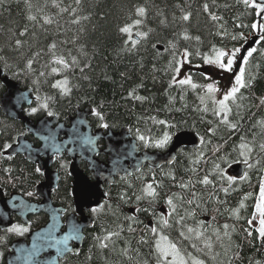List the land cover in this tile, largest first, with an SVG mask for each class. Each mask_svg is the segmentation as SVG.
<instances>
[{
  "label": "trees",
  "instance_id": "trees-1",
  "mask_svg": "<svg viewBox=\"0 0 264 264\" xmlns=\"http://www.w3.org/2000/svg\"><path fill=\"white\" fill-rule=\"evenodd\" d=\"M140 7L145 9L143 17L136 14ZM187 13L190 18L184 21ZM210 13L220 19L212 20ZM29 16L36 19L29 20ZM45 18L52 22L45 23ZM137 19L142 23L132 28L131 37L120 31ZM258 23L257 8L245 6L242 0H2L0 70L21 88L33 90L36 102L27 113L30 118L37 121L49 116L69 124L78 110L92 108L94 130H129L141 152H166L173 139L186 132L201 142L197 148H182L171 166L160 170L144 167L108 186L102 208L88 213L94 226L85 233L80 256H68L62 264H159L156 242L160 235L177 244L187 259L204 264H264V247L253 226L264 180V151L260 149L264 144V40L252 28ZM25 29L26 34L20 35ZM137 32L147 33V37L137 36ZM185 33L189 39H184ZM256 36V51L243 66L248 86L237 93L236 104L229 102L232 112L228 119L237 124L232 130L213 114L212 103L206 104L209 111H202L203 86L213 76L204 57H213V49H245ZM17 39L22 42L20 47ZM132 40L139 41L135 47ZM53 43L54 50L50 48ZM185 50L191 53L187 64L193 82L200 86L196 89L171 83L174 76L177 80L173 57L182 59ZM56 57H63L71 66L65 69L54 63ZM30 59L31 69L27 67ZM73 59L76 64L71 63ZM52 68L58 71L52 72ZM65 79L71 89L67 95L53 87ZM5 91L0 82V102ZM44 102L47 109L41 107ZM102 122L108 127H101ZM165 133L171 140L163 148L155 147ZM22 137L38 146L22 123L3 113L0 103V189L6 197L18 194L37 201L36 190L45 181L44 174L23 156H5ZM242 137L253 148L249 161L253 167L247 168V179H235L229 185L215 173L214 164L229 176L230 168L242 163L238 155ZM237 159L241 162H235ZM70 167L67 156L56 158L53 165L60 182L52 201L67 211L65 217L76 213ZM81 170L91 177L85 164ZM205 175L213 184L198 183ZM149 184L158 193L154 200L144 191ZM181 184L188 187L181 188ZM169 197L175 212L167 203ZM180 217L184 219L177 223ZM162 219L169 221L168 226L160 223ZM30 220V226L17 220L16 226L27 229L23 233L0 230L1 264L16 241L48 223L44 215ZM224 224L229 225L230 238L223 236ZM188 227L201 230L203 237L196 239L193 233L192 239H185L181 232L189 235ZM151 228L157 229L155 235ZM214 230H219L222 239L216 238ZM112 233L118 235L105 240ZM206 240L212 243L211 250L204 246Z\"/></svg>",
  "mask_w": 264,
  "mask_h": 264
},
{
  "label": "water",
  "instance_id": "water-1",
  "mask_svg": "<svg viewBox=\"0 0 264 264\" xmlns=\"http://www.w3.org/2000/svg\"><path fill=\"white\" fill-rule=\"evenodd\" d=\"M254 1L264 7V0ZM257 40L246 51L254 48ZM0 82L6 89L0 102L3 113L9 119L22 123L28 135L39 144L35 146L34 142L22 137L5 152V156H24L29 163L37 165L45 176V181L37 188L41 203H32L21 195L5 198L0 189V230L14 228V218L30 225L31 216L48 217L44 227L12 245L5 264H61L68 256H80L85 233L94 226L93 218L88 213L102 208L107 199L106 187H112L118 179L140 173L144 167L160 170L171 166L182 148H197L201 144L196 135L186 132L173 139L167 152H141L129 130L118 133L110 129L95 131L91 123L92 108L78 110L69 125L50 117L35 121L27 115V110L36 101L33 90L21 88L1 70ZM102 142L105 143L103 150L100 149ZM101 154L106 156L107 162L99 159ZM65 155L72 160L70 174L76 208V213L66 219L67 211L55 206L52 201L60 181L59 174L53 171V165L56 157ZM82 162L88 165L91 178L81 170ZM246 169V165L239 164L232 167L229 173L242 179Z\"/></svg>",
  "mask_w": 264,
  "mask_h": 264
},
{
  "label": "snow or ice",
  "instance_id": "snow-or-ice-1",
  "mask_svg": "<svg viewBox=\"0 0 264 264\" xmlns=\"http://www.w3.org/2000/svg\"><path fill=\"white\" fill-rule=\"evenodd\" d=\"M77 2H79V0H77ZM242 2L244 3L245 6H249L251 4L252 7H258L260 8V12H264V7H261V5L256 4L254 2H252V0H242ZM0 3H2V0H0ZM204 10L208 11V5L205 4L204 5ZM136 14L140 17H143L145 15V9L143 7H140L136 10ZM259 14V13H258ZM190 13L185 14L182 19L184 21H188L190 18ZM211 15L212 20H218L220 19L219 17H217L216 15ZM29 20H35L36 17L35 16H29L28 17ZM52 21L48 18H45V23H51ZM78 22V21H76ZM142 23V20L137 19L133 22L132 25H126L124 27H122L120 29V31L122 33L128 34L129 37H131L132 35V28L133 27H138L140 26ZM252 28L254 29H259L260 30V39L264 40V24H253ZM27 29H25V31L21 32L20 35H25L26 34ZM137 36H140L142 38H146L147 37V33L144 32H137L136 33ZM190 37L185 33L184 35V39H189ZM233 39H237L236 36L232 37ZM243 38V37H240ZM197 40L199 39V37L196 38ZM139 41L137 40H132L131 43L133 45V47H135V45L138 43ZM17 47H20L22 42L17 39L15 41ZM173 47H175L173 45ZM51 49H55L56 48V44H52L50 46ZM239 49H235L233 51H225L222 49H213L214 52V56L213 57H204L205 63L208 64H214L218 69H220L223 72H232L233 71V66L236 63L237 60V53L239 52ZM256 49L252 48L251 50H249L247 52V56L246 57H241V61H242V65L246 66L248 64V57H251L253 55V52H255ZM36 55H39V53H36ZM191 53H189L187 50H185L181 56L182 59H176V57L174 56L173 59L175 61V67L173 68V71L178 75L180 72L181 67L183 66L184 63H191V61L189 60ZM32 63L33 60H28L27 62V67L29 69H31L32 67ZM54 63L62 65L65 69L69 68L71 65L69 64L68 61H66L63 57H56L54 60ZM72 64H76L77 61L75 59L72 60L71 62ZM170 67H172V65H170ZM197 67H199V65H197ZM58 69L57 68H52V72H57ZM41 75H44V73H41ZM245 69L242 66L238 73H236L235 77H234V84L233 86L229 89V91H227L226 93H224L223 98L217 100L215 97V93L219 91V89L215 86V84H207L204 85L203 87L206 89V96L208 97V99L211 100V103L213 104V109L212 112L214 115L220 117V123L227 125L230 129L235 130L237 128V124L236 123H231L228 119V116L231 114L232 112V108L230 107L229 102L231 101L233 104H236L237 101V93L240 91V89L245 88L248 86V84L245 81ZM206 79H210V77H205ZM172 84H179L180 86H184V85H188L190 86L192 89H196L197 87H200L199 85H197L196 83L193 82L191 76H187L184 79H180V80H176L175 76L173 77V80L171 81ZM68 85V80L65 79L63 81H59L56 84L53 85V87H57L60 88L61 92L65 95H67L71 89L67 87ZM137 99H143L142 97H137ZM201 103L205 104V107L202 109V111L207 112L209 111L206 102H205V97H201ZM262 103H264V100L261 101ZM42 108L47 109L48 108V104L47 102L42 103L41 105ZM237 107H239V105H237ZM33 112H35L36 110L33 109ZM49 115H53V113L51 111H49L48 113ZM96 115L100 118L101 121H103V117L100 115V113H96ZM159 123L161 124H165L166 121H159ZM264 123V122H262ZM101 127L107 128L108 125L106 123H101L100 125ZM141 141H145L147 142L146 138L144 136H139L138 137ZM171 140V136L168 133H165L163 135V138L160 140H157L155 142V147L157 148H163L165 147L168 142ZM242 142L239 145V157H242V163H244L245 165H247L248 168L253 167V165L249 162L250 158H251V154L253 152V148L251 145L244 143L243 142V137L241 138ZM201 141H203V138H201ZM11 145H7L6 148H10ZM260 149L261 151H264V144L260 145ZM218 151V149H217ZM226 163H229V166H231V162L230 161H225ZM235 162L239 163L241 162L239 159H237ZM257 163H259V161H257ZM37 171H39V169H37ZM214 171L216 174H218L220 176L221 180L226 179L228 184L231 185L232 183L235 182V177L233 176H224L223 173V169H221L219 164H214ZM243 179H247V172L244 173ZM191 183V181H189V184ZM198 183H201L205 186L213 184V181L211 179H209L208 175H205L201 180L198 181ZM181 188H187L188 184H181L180 185ZM225 193L228 192V188H223L222 189ZM146 195L148 197H151L153 200L156 198V196L158 195V193L156 192V190L152 187L151 184H149L146 189L144 190ZM29 195H31V193H29ZM195 195V194H193ZM137 199H141V197H137ZM177 199H182V197H177ZM168 205L172 206V211L175 212L176 211V207L173 205V198L169 197L167 200ZM189 204L193 203L192 200L188 201ZM243 206V205H241ZM93 211H96V209H93ZM238 212V210H237ZM256 212L259 215V227L256 228V232L258 233V238L261 241V243H264V182L261 183V187H260V194H259V201L256 204ZM171 214V213H170ZM184 218L180 217L177 220V223H181L182 220ZM214 219V218H213ZM253 219H256V217L254 216ZM160 223L164 226H168L169 221L167 219H162L160 221ZM203 222H201L202 224ZM249 225L252 224V220L248 221ZM224 229V233L223 236L224 237H229L230 238V233L228 232L229 229V225L228 224H224L223 226ZM8 231L11 232H18V233H23L25 231H27L26 228H22L20 226H16L14 228L9 229ZM150 231L152 232L153 235H155L157 233V229L156 228H151ZM187 233L189 235H186L183 231L181 232V236H183L185 239H192L193 236L191 234H195V238L196 239H201L203 237V232L199 229H193L191 227L187 228ZM112 235H118V233H112L109 234V236L105 237V240L110 239ZM214 235L216 236V238L218 240L222 239L219 230H214ZM248 235L251 236L252 232L249 231ZM146 242V241H143ZM207 249L211 250L213 245L210 241L206 240L205 241V245H204ZM101 247H107L106 244H102ZM193 247H196L195 244H193ZM156 250L158 253V261L159 264H188V261L185 259V257L181 254V250L180 248L177 246V244L172 243L170 241H168L167 237L165 236H161L160 239L156 242ZM171 258V259H169ZM213 259H215V257L213 256ZM194 264H204V261L202 260H196L194 261Z\"/></svg>",
  "mask_w": 264,
  "mask_h": 264
},
{
  "label": "rangeland",
  "instance_id": "rangeland-1",
  "mask_svg": "<svg viewBox=\"0 0 264 264\" xmlns=\"http://www.w3.org/2000/svg\"><path fill=\"white\" fill-rule=\"evenodd\" d=\"M252 2L255 3L254 0H252ZM255 8H257L258 13H259V24H262V20H263L264 14H263V12H260V8H258V7H255ZM257 35H260V30L259 29H257ZM255 39H259V36H256ZM255 39H252V41H251V43L249 45H251ZM257 42H258V40H257ZM257 42H256V44H257ZM239 50L240 51L237 53L236 63L233 66V71L230 72V73L221 71L214 64L206 63V68L213 75L210 83L211 84H215V86L219 89V91L214 94L217 100L222 99L224 93L229 91V89L233 86L234 77H235L236 73H238L239 69L242 66H244V65H242V61H241L240 58L241 57H246L248 51L244 52V49H239ZM189 73H190V68H189L187 63H184L183 66L180 69L179 74L177 75V80L184 79L185 77L189 76ZM202 97H205L206 104L211 103V100L208 99V97L206 96V89L204 87H203V90H202ZM212 106H213V104H212ZM263 182H264V180H263ZM255 217H256V219H254V221H253V226L255 228H258L259 227V222H258L259 221V215H258L257 212H256ZM161 236H163V235H160L158 240L160 239ZM189 258L190 259H187L185 257V259L188 261V264H194V261H196V259L191 258V257H189ZM169 259H171V258H169ZM0 264H1V257H0Z\"/></svg>",
  "mask_w": 264,
  "mask_h": 264
},
{
  "label": "flooded vegetation",
  "instance_id": "flooded-vegetation-1",
  "mask_svg": "<svg viewBox=\"0 0 264 264\" xmlns=\"http://www.w3.org/2000/svg\"><path fill=\"white\" fill-rule=\"evenodd\" d=\"M105 148V143L104 142H102V143H100V149H104ZM100 157H104V159H106L105 161H102L101 159H100ZM69 158V157H68ZM70 159V158H69ZM99 159L102 161V162H107V158H106V156H104L103 154H101L100 156H99ZM71 160V159H70ZM82 164H85L87 167H88V165L86 164V163H84V162H82L81 163V165ZM71 165H72V160H71ZM81 167V166H80ZM88 171H89V167H88ZM90 172V171H89ZM85 173V172H84ZM91 173V172H90ZM86 174V173H85ZM71 175V174H70ZM87 175V174H86ZM88 176V175H87ZM91 177H92V173H91ZM90 177V178H91ZM73 179V178H72ZM4 194V193H3ZM15 195V194H14ZM4 196H5V194H4ZM13 196V195H12ZM12 196H10V197H6L5 196V198H11ZM23 196V195H22ZM25 197V196H24ZM26 198V197H25ZM36 198H37V201H35V200H29L28 198H26L27 200H29L30 202H32V203H41L42 202V200L37 196V190H36ZM76 210V209H75ZM37 216H40V215H36V216H31L30 217V219H32V218H35V217H37ZM45 216V215H44ZM47 217V216H46ZM47 219H48V217H47ZM17 220H19V221H21L20 219H18V218H14V221H15V223L17 224ZM31 221V220H30ZM27 226H29V225H27ZM20 240H23V239H20ZM4 264H5V260H4Z\"/></svg>",
  "mask_w": 264,
  "mask_h": 264
}]
</instances>
